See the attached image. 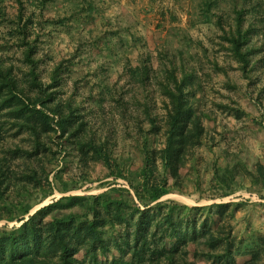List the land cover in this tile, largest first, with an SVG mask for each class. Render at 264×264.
<instances>
[{"label": "trees", "instance_id": "trees-1", "mask_svg": "<svg viewBox=\"0 0 264 264\" xmlns=\"http://www.w3.org/2000/svg\"><path fill=\"white\" fill-rule=\"evenodd\" d=\"M221 1L201 0L204 21H212L214 8L226 14ZM16 2L10 16L0 0L3 42L11 40L20 59L15 64L6 59L8 51L0 53V264H264V234L246 211L264 203V162L226 150L223 165L214 161L202 170L197 150L209 143L205 122L215 113L188 51L165 52L159 59L163 74L151 58L127 66L131 83L147 88L152 74L158 78L165 106L161 120L146 106L150 127L136 135L138 165L133 154H115L110 136L92 131L74 96L59 99L56 89L72 71L73 58L53 66L49 83L41 80V36L32 32L36 14L26 17L24 2ZM76 9L85 17L96 11L92 2ZM232 9L233 22L226 27L228 17L219 15L218 23L248 74L264 51V45H252L253 36L264 35V3L234 1ZM211 104L243 114L239 107ZM95 164L105 170L98 180L105 190L70 193L94 184ZM240 191L258 199L239 198ZM174 193L195 196L197 203L165 198Z\"/></svg>", "mask_w": 264, "mask_h": 264}, {"label": "rangeland", "instance_id": "rangeland-1", "mask_svg": "<svg viewBox=\"0 0 264 264\" xmlns=\"http://www.w3.org/2000/svg\"><path fill=\"white\" fill-rule=\"evenodd\" d=\"M22 1L26 17L32 12L36 14L32 32L41 36V80L49 83L53 66L73 58L72 71L63 74L61 86L56 89L59 99L65 101L74 96L72 99L86 116L92 131L103 137L110 136L115 154H133L134 163L140 165L136 135L140 128L148 130L150 127L146 106L152 117L158 116L161 120L165 115L158 78L152 74L147 88L131 83L127 66L143 64L151 58L150 65L158 71L159 59L165 52L184 49L206 86L208 107L215 113L213 119L205 122L209 143L197 150L202 170L210 168L214 161L223 165L226 150L230 153L242 151L250 162H264V126L261 124L264 120V69L261 67L264 51L254 57L246 74L228 50L222 38V26L218 23L219 15L227 16L224 25L228 27V22H233L234 1L242 3L243 0L221 1L226 14L223 9L214 8L212 21L203 20L201 0H47L43 9L41 0ZM88 2L96 7L94 15H79L76 8ZM5 6L10 16L16 15V0H6ZM62 18L67 21L60 22ZM6 29L4 22L0 26V53L8 51L6 59L19 64V54L12 41L9 40L7 46L3 42ZM252 45L263 46L264 35L253 36ZM216 62L226 72L218 68ZM255 64L256 68L251 71ZM212 101L239 107L243 114L238 117L233 110L212 105ZM187 169L188 166L184 172ZM208 170L204 172L205 179L211 175ZM104 174L103 166L95 164L94 184L70 193L105 190L98 181ZM237 195L245 199L258 196L248 191H240ZM165 198L191 205L197 203L195 196L178 193ZM252 205L246 210L247 215L264 234V203ZM4 224L0 222V226Z\"/></svg>", "mask_w": 264, "mask_h": 264}, {"label": "built area", "instance_id": "built-area-1", "mask_svg": "<svg viewBox=\"0 0 264 264\" xmlns=\"http://www.w3.org/2000/svg\"><path fill=\"white\" fill-rule=\"evenodd\" d=\"M119 182H121V183H125V181H123V180H119ZM255 196V195H254ZM253 199H258V196H257V198H253Z\"/></svg>", "mask_w": 264, "mask_h": 264}]
</instances>
